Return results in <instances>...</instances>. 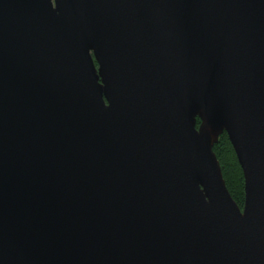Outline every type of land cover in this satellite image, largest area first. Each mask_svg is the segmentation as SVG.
Returning <instances> with one entry per match:
<instances>
[{
    "label": "water",
    "instance_id": "95a60500",
    "mask_svg": "<svg viewBox=\"0 0 264 264\" xmlns=\"http://www.w3.org/2000/svg\"><path fill=\"white\" fill-rule=\"evenodd\" d=\"M0 264H264V0H0Z\"/></svg>",
    "mask_w": 264,
    "mask_h": 264
},
{
    "label": "trees",
    "instance_id": "16d2710c",
    "mask_svg": "<svg viewBox=\"0 0 264 264\" xmlns=\"http://www.w3.org/2000/svg\"><path fill=\"white\" fill-rule=\"evenodd\" d=\"M197 122L199 120L197 119ZM216 158L220 164L225 185L235 202L242 207L244 200V183L242 170L237 162L234 150L226 132H222L213 145Z\"/></svg>",
    "mask_w": 264,
    "mask_h": 264
}]
</instances>
